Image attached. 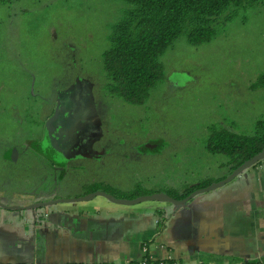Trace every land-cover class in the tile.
<instances>
[{
	"label": "rangeland",
	"instance_id": "rangeland-1",
	"mask_svg": "<svg viewBox=\"0 0 264 264\" xmlns=\"http://www.w3.org/2000/svg\"><path fill=\"white\" fill-rule=\"evenodd\" d=\"M124 6L121 0L0 3V126L10 122V110L19 117L25 107L34 110L38 106L36 101H27L28 96L46 97L56 104L66 87L86 82L93 111L88 110L85 98L80 105L73 93L69 107L82 124L94 125L97 141L92 150L103 155L99 163L104 165L93 174L94 179L123 190L136 183L150 190L179 189L222 176L224 158L203 148L207 128L251 133L254 122L264 120V90L248 88L264 75V6L239 9L202 43L176 38L159 55L163 79L137 105L103 94L100 52L107 46L109 25ZM78 127L87 137V130ZM25 134L18 130L15 136L20 145L3 147L0 158L29 154L32 148L20 141ZM37 156L49 170L57 168ZM19 162L0 169L1 201L33 203L74 194L79 188L71 176H78V181L91 177L84 168L85 175L68 170L57 186L52 171L44 178L42 174L37 179L25 178L26 168ZM54 186L56 195L52 194ZM12 191L21 194L6 196Z\"/></svg>",
	"mask_w": 264,
	"mask_h": 264
},
{
	"label": "crops",
	"instance_id": "crops-1",
	"mask_svg": "<svg viewBox=\"0 0 264 264\" xmlns=\"http://www.w3.org/2000/svg\"><path fill=\"white\" fill-rule=\"evenodd\" d=\"M88 89L86 82L66 87L47 126L46 136L58 151L53 159L57 168L51 170L56 174L55 184L68 170L85 175V169L91 176L82 181L71 176L79 188L74 194L58 197L54 186L55 199L83 196L84 184H111L93 176L104 167L99 163L103 155L92 150L97 141L94 125L82 124L69 107L73 93L80 105L85 98L92 112L94 103ZM79 125L82 131L87 130V137L78 132ZM21 202L0 200L3 206L17 207H0V264H125L143 257L142 245L149 258L160 264L264 261V160L179 206L155 201L123 206L99 196L34 209L25 208L32 203ZM161 217L163 227L158 230Z\"/></svg>",
	"mask_w": 264,
	"mask_h": 264
},
{
	"label": "trees",
	"instance_id": "trees-1",
	"mask_svg": "<svg viewBox=\"0 0 264 264\" xmlns=\"http://www.w3.org/2000/svg\"><path fill=\"white\" fill-rule=\"evenodd\" d=\"M12 0H0L7 3ZM126 3L118 18L112 22L105 35L107 46L100 52L101 67L105 78L103 94L117 97L128 104L142 103L151 88L163 79L159 55L179 36L188 43L199 44L209 40L218 28L232 19L239 9L264 6V0H121ZM250 90H264V75H259L249 84ZM21 101L23 100L20 99ZM27 101H36L38 106L31 110L25 107L20 116L8 112L10 122L0 126V153L3 147L20 145L15 136L18 130L26 134L20 141L24 147H31L28 154L20 158L3 160L0 169L16 166L21 161L26 170L23 175L31 179L51 174L44 164L39 163L37 155L47 158V166L54 165L50 150L45 147L44 137L47 126L56 113V104L46 97L30 95ZM19 119V120H18ZM13 129V130H12ZM204 150L211 155H221L225 170L222 176L213 180L204 178L179 189L160 187L141 189L136 183L129 189L120 190L103 181L82 185L81 195L94 191L105 192L119 199H134L141 195L164 193L174 200H180L194 190L206 187L228 175L233 169L264 148V120L254 122L251 133H239L225 127L210 126L203 141ZM33 154V155H31ZM22 157H24L22 161ZM41 159V158H40ZM45 161V160H43ZM42 161V162H43ZM19 162V163H18ZM46 174V175H45ZM27 180V179H25ZM21 194L12 191L6 196ZM164 219L157 222V229L163 227ZM141 258L145 264H160L146 254ZM127 264H137L127 262Z\"/></svg>",
	"mask_w": 264,
	"mask_h": 264
},
{
	"label": "water",
	"instance_id": "water-1",
	"mask_svg": "<svg viewBox=\"0 0 264 264\" xmlns=\"http://www.w3.org/2000/svg\"><path fill=\"white\" fill-rule=\"evenodd\" d=\"M44 140L46 141L45 143V147L50 150V154L52 156V158L54 160L57 159V155H58V151L57 149L54 147L53 142L50 140V138L48 136L44 137ZM264 160V148L261 149L257 154H255L254 156H252L251 158H249L248 160L244 161L243 163H241L239 166H237L235 169H233L228 175H226L223 179L211 183L206 187L200 188L198 190H194L191 193H189L187 196H185L184 198L180 199V200H174L171 197L167 196L164 193H153V194H148V195H141L138 196L134 199H119V198H115L105 192L102 191H94L91 193H88L86 195L74 198V199H53V200H48L45 202H35L32 204L27 205L25 208L26 209H34V208H43L46 206H51V205H55L57 203H68V202H78V201H88L90 199H92L95 196H99L102 197L104 199H106L107 201L113 203V204H117V205H123V206H133V205H137L139 203H143V202H149V201H155V202H161V203H170L173 205H182L184 203H186L188 200H190L193 196L199 194V193H203V192H207V191H211L214 190L216 188H219L221 186H223L224 184L228 183L229 181H231L232 179H234L239 173H241L243 170L248 169L252 166H254L255 164H257L258 162ZM0 207L8 209V210H12V209H17V207H6L0 204Z\"/></svg>",
	"mask_w": 264,
	"mask_h": 264
},
{
	"label": "built area",
	"instance_id": "built-area-1",
	"mask_svg": "<svg viewBox=\"0 0 264 264\" xmlns=\"http://www.w3.org/2000/svg\"><path fill=\"white\" fill-rule=\"evenodd\" d=\"M137 264H145L144 262H143V260L142 259H140L138 262H136ZM125 264H127V263H125ZM255 264H264V261H259V262H256Z\"/></svg>",
	"mask_w": 264,
	"mask_h": 264
}]
</instances>
